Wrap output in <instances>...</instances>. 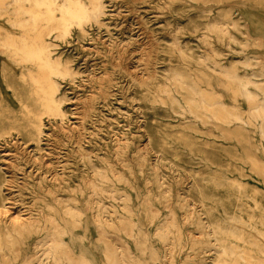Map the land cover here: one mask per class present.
Segmentation results:
<instances>
[{"label": "rangeland", "instance_id": "obj_1", "mask_svg": "<svg viewBox=\"0 0 264 264\" xmlns=\"http://www.w3.org/2000/svg\"><path fill=\"white\" fill-rule=\"evenodd\" d=\"M83 1L88 5L100 1L103 5L101 16L90 17L82 25L83 30L73 25L67 33L70 36L51 29L43 34L50 45V54L53 53L51 57H59L57 60L63 66L68 65L71 71L68 76H53L64 116L45 113L30 76L37 73V67L19 59L0 44V264H263L264 119L249 109L256 103L264 106V0ZM0 7L2 43L7 34L19 35L21 29L15 27V21L23 16L12 0L1 1ZM224 72L232 76L238 74V80L224 76ZM227 77L233 83L227 81ZM245 87L250 97L244 94ZM216 107L234 109L233 112L241 117L229 122L220 116L222 113L218 115L212 111ZM196 109L201 112L197 113ZM203 115L205 119L201 118ZM118 157L120 159H116ZM213 173H217V177ZM230 249L234 253L229 252ZM70 258L73 261L70 262ZM249 259L251 261L247 262Z\"/></svg>", "mask_w": 264, "mask_h": 264}, {"label": "bare ground", "instance_id": "obj_2", "mask_svg": "<svg viewBox=\"0 0 264 264\" xmlns=\"http://www.w3.org/2000/svg\"><path fill=\"white\" fill-rule=\"evenodd\" d=\"M1 1H3V0H0V2ZM6 1V0H5ZM103 1V0H102ZM139 1V0H138ZM155 1V0H154ZM153 1V2H154ZM178 1V0H177ZM182 1V0H181ZM89 2V1H88ZM111 2V1H110ZM132 2V1H131ZM162 2V1H161ZM185 2V1H184ZM198 2V1H197ZM12 3H14L15 4V6H16V8L19 10V11H21V13H22V18H19V19H17L15 22V27H18V28H20L21 29V31H20V33H19V35H6V37L4 38V40L2 41V43H0L1 45H2V47L3 48H6V49H8L9 51H11L12 52V54H14V55H16L17 57H19V59H22L23 61H25L26 63H29V64H31V65H35L36 67H37V73L35 74V75H30L31 76V81L33 82V84H34V87H35V89H36V92H38V96L40 97V101H41V105H42V107H43V109H44V111H45V113L47 114V115H54V116H56V115H58L59 117H61L62 115L64 116V113H63V111L61 110V107L60 106H62L61 105V101H62V99H61V101L59 100V97L57 98V85H56V81H54L53 80V76H63V75H67L68 76V74H70V69L68 68L69 66L67 65V66H63L61 63H60V59H59V57H57V58H55V59H53L52 57H51V54H53V53H51L50 54V49H49V47H50V45H48V43L45 41V39L43 38V34H44V32L47 30V29H51L52 31H57V32H60V33H62V34H67V33H69V31H70V28L74 25H76V26H78L77 28H81L82 29V25L90 18V17H92V16H95V15H97V17L100 15L101 16V12H100V7H101V3H100V1H98L97 3H90L89 5L87 4V3H85L83 0H12ZM133 3V2H132ZM156 3H157V1H156ZM160 3V2H159ZM186 3H187V1H186ZM215 3V2H214ZM221 3V2H220ZM123 4V3H122ZM121 4V5H122ZM146 4V3H145ZM148 4V3H147ZM163 4V3H162ZM120 5V4H119ZM144 5V4H143ZM164 5V4H163ZM9 6H10V4H9ZM136 6H137V4H136ZM159 6H161V5H159ZM173 6V5H172ZM178 6V5H177ZM4 7V6H3ZM2 7V8H3ZM8 7V6H7ZM102 7H103V5H102ZM101 7V8H102ZM121 7V6H120ZM162 7V6H161ZM1 8V7H0ZM115 8H116V6H115ZM148 8V7H147ZM184 8H186V6L184 7ZM189 8H191V7H189ZM106 9V8H105ZM122 9V8H121ZM124 9V8H123ZM139 9V8H138ZM151 9V8H150ZM170 9V8H169ZM1 10V9H0ZM118 10V9H117ZM159 10H160V8H159ZM177 10V9H176ZM13 11H15V10H13ZM119 11H120V9H119ZM124 11V10H123ZM140 11V10H139ZM181 11H183V10H181ZM187 11V10H186ZM217 11V10H216ZM18 11L16 10V13H17ZM116 12V11H115ZM136 12V11H135ZM134 12V13H135ZM180 12V11H179ZM207 12V11H206ZM205 12V13H206ZM173 13V12H172ZM184 13V12H183ZM205 13H203V14H205ZM209 13V12H208ZM18 14V13H17ZM113 14V13H112ZM118 14V13H117ZM117 14H115V16L117 15ZM129 14V13H128ZM164 14V13H163ZM171 14V13H170ZM174 14V13H173ZM200 14V13H199ZM119 15V14H118ZM121 15H123V13L121 14ZM143 15V14H142ZM180 15H182V14H180ZM110 16H111V14H110ZM137 16V15H136ZM199 16V15H198ZM96 17V18H97ZM158 17V16H157ZM209 17V16H208ZM95 18V19H96ZM101 18V17H100ZM120 18V17H119ZM136 18V17H135ZM141 18V17H140ZM180 18V17H179ZM193 18V17H192ZM92 19V18H91ZM93 19H94V17H93ZM94 19V20H95ZM125 19V18H124ZM134 19V18H133ZM142 19V18H141ZM194 19V18H193ZM203 19H204V17H203ZM97 20V19H96ZM197 20V19H196ZM202 20V19H201ZM225 20V19H224ZM5 21V20H4ZM165 21V20H164ZM175 21H176V19H175ZM220 21H222V20H220ZM91 22V21H90ZM90 22H89V24H90ZM99 22V21H98ZM167 22V21H166ZM186 22V21H185ZM189 22V21H188ZM187 22V23H188ZM96 23V22H95ZM94 23V24H95ZM139 23V22H138ZM141 23V22H140ZM178 23V22H177ZM186 23V24H187ZM211 23V22H210ZM213 23H214V21H213ZM225 23V22H224ZM8 24V23H7ZM10 24V23H9ZM13 24V23H12ZM146 24V23H145ZM173 24V23H172ZM179 24V23H178ZM193 24V23H192ZM194 24H196V23H194ZM198 24V23H197ZM221 24V23H220ZM230 24V23H229ZM11 25V24H10ZM182 25V24H181ZM227 25H228V23H227ZM99 26V25H98ZM104 26V25H103ZM125 26V25H124ZM148 26V25H147ZM173 26V25H172ZM202 26V25H201ZM204 26H206V24L204 25ZM209 26V25H208ZM13 27V26H12ZM107 27V26H106ZM168 27V26H167ZM175 27V26H174ZM185 27V26H184ZM187 27V26H186ZM190 27V26H189ZM9 28V27H8ZM109 28V27H108ZM108 28H106V29H108ZM138 28V27H137ZM146 29H147V27H145ZM176 28H177V26H176ZM179 28H181V27H179ZM191 28V27H190ZM192 28H193V26H192ZM17 29V28H16ZM96 29V28H95ZM125 29V28H124ZM183 29V28H182ZM182 29H180V30H182ZM195 29H198L197 27L195 28ZM195 29H194V31H195ZM202 29V28H201ZM83 30V29H82ZM120 30V29H119ZM142 30V29H141ZM144 30V29H143ZM148 30V29H147ZM157 30H159V29H157ZM170 30H171V28H170ZM175 30V29H174ZM178 30V29H177ZM186 30V29H185ZM188 30V29H187ZM216 30V29H215ZM78 31H81V30H78ZM155 31V30H154ZM179 31V30H178ZM205 31V30H204ZM208 31V30H207ZM220 31V30H219ZM228 31V30H227ZM108 32H110V31H108ZM157 32H159V31H157ZM180 32V31H179ZM191 32V31H190ZM59 33V34H60ZM81 33V32H80ZM152 33V32H151ZM192 33V32H191ZM209 33V32H208ZM217 33V32H216ZM226 33V32H225ZM227 33H229V32H227ZM86 34V33H85ZM144 34H145V32H144ZM155 34V33H154ZM153 34V35H154ZM171 34H172V32H171ZM174 34H176V33H174ZM230 34V33H229ZM48 35H49V33H48ZM51 35V34H50ZM67 35H69V34H67ZM76 35V34H75ZM83 35V34H82ZM87 35V34H86ZM156 35V34H155ZM164 35V34H163ZM218 35V34H217ZM57 36V35H56ZM62 36V35H61ZM70 36V35H69ZM68 36V37H69ZM158 36V35H157ZM200 36V35H199ZM219 36V35H218ZM223 35L221 34V37H222ZM47 37V36H46ZM57 37H60V36H57ZM65 37V36H64ZM224 37H226V36H224ZM230 37V36H229ZM232 37V36H231ZM230 37V38H231ZM62 38H63V36H62ZM147 38V37H146ZM145 38V39H146ZM198 38V37H197ZM201 38V37H200ZM227 38V37H226ZM1 39V38H0ZM54 39V38H53ZM56 39V38H55ZM60 39H61V37H60ZM59 39V40H60ZM66 39V38H65ZM143 39V38H142ZM205 39V38H204ZM122 40V39H121ZM199 40V39H198ZM230 40V39H229ZM233 40H235V39H233ZM84 41V40H83ZM111 41V40H110ZM127 41V40H126ZM156 41V40H155ZM161 41V40H160ZM174 41V40H173ZM188 41V40H187ZM186 41V42H187ZM228 41V40H227ZM237 41V40H236ZM122 42V41H121ZM157 42V41H156ZM167 42V41H166ZM170 42V41H169ZM198 42V41H197ZM201 42V41H200ZM126 43V42H125ZM138 43V42H137ZM143 43V42H142ZM163 43H165V42H163ZM171 43V42H170ZM189 43V42H188ZM204 43V42H203ZM202 43V44H203ZM227 43V42H226ZM81 44V43H80ZM122 44V43H121ZM174 44V43H173ZM172 44V45H173ZM193 44H195V43H193ZM222 44V43H221ZM230 44H231V41H230ZM0 45V46H1ZM55 45V44H54ZM118 45V44H117ZM122 45H125V44H122ZM143 45H144V43H143ZM161 45V44H160ZM199 45V44H198ZM80 46V45H79ZM112 46H113V44H112ZM112 46H111V48H112ZM116 46V45H115ZM129 46V45H128ZM145 46V45H144ZM158 46V45H157ZM164 46V45H163ZM166 46V45H165ZM175 46V45H174ZM182 46H184L183 44H182ZM201 46V45H200ZM228 47H229V45H227ZM54 47V46H53ZM56 47H57V45H56ZM59 47V46H58ZM122 47H124V46H122ZM129 47H131V46H129ZM149 47H151V46H149ZM172 47V46H171ZM197 47V46H196ZM110 48V49H111ZM125 48V47H124ZM156 48V47H155ZM159 48V47H158ZM160 48H161V46H160ZM186 48V47H185ZM184 48V49H185ZM188 48V47H187ZM206 48V47H205ZM204 48V49H205ZM2 49V48H1ZM133 49V48H132ZM153 49V48H152ZM190 49H191V47H190ZM70 50V49H69ZM125 50V49H124ZM155 50V49H154ZM164 50V49H163ZM182 50V49H181ZM187 49H185V51H186ZM192 50V49H191ZM218 50V49H217ZM216 50V51H217ZM1 51V50H0ZM102 51V50H101ZM148 51V50H147ZM180 51V50H179ZM193 51V50H192ZM204 51H206V50H204ZM220 51V50H219ZM74 52V51H73ZM114 52V51H113ZM118 52V51H117ZM130 52V51H129ZM142 52H143V50H142ZM146 52V51H145ZM148 52H150V51H148ZM156 52V51H155ZM154 52V53H155ZM158 52V51H157ZM175 52V51H174ZM181 52V51H180ZM188 52V51H187ZM59 53H61V52H59ZM121 53V52H120ZM133 53V52H132ZM160 53V52H159ZM172 53V52H171ZM195 53H197V52H195ZM200 53V52H199ZM208 53V52H207ZM216 53V52H215ZM11 54V55H12ZM63 54V53H62ZM143 54V53H142ZM148 54V53H147ZM178 54H179V52H178ZM182 54V53H181ZM185 54V53H184ZM187 54V53H186ZM185 54V55H186ZM190 54V53H189ZM59 55V54H58ZM72 55V54H71ZM111 55H112V53H111ZM130 55V54H129ZM135 55H136V53H135ZM150 55H152V54H150ZM192 55V54H191ZM195 55V54H194ZM197 55V54H196ZM214 55V54H213ZM1 56V55H0ZM10 56V55H9ZM104 56V55H103ZM154 56H156V54L154 55ZM171 56V55H170ZM184 56V55H183ZM198 56V55H197ZM218 56H220V55H218ZM55 57V56H54ZM68 57V56H67ZM75 57V56H74ZM101 57V56H100ZM112 57V56H111ZM118 57V56H117ZM140 57H141V55H140ZM166 57V56H165ZM174 57H175V55H174ZM199 57H202L201 55H199L198 56V58ZM205 57H206V55H205ZM2 58V57H1ZM11 58V57H10ZM13 58V57H12ZM73 58V57H72ZM139 58V57H138ZM146 58V57H145ZM170 58V57H169ZM196 59H197V57H195ZM57 59H59V60H57ZM67 59V58H66ZM69 59H71V58H69ZM116 59V58H115ZM131 59V58H130ZM150 59V58H149ZM159 59V58H158ZM166 59V58H165ZM183 59V58H182ZM203 59V58H202ZM2 60H5V59H2ZM65 59H63V61H64ZM135 60V59H134ZM137 60V59H136ZM152 60H153V58H152ZM172 60V59H171ZM175 60V59H174ZM198 60V59H197ZM204 60V59H203ZM206 60H207V58H206ZM205 60V61H206ZM14 61V60H13ZM19 61V60H18ZM66 61V60H65ZM68 61V60H67ZM66 61V62H67ZM118 61V60H117ZM116 61V62H117ZM141 61H142V59H141ZM149 61V60H148ZM161 61V60H160ZM166 61V60H165ZM170 61V60H169ZM183 61V60H182ZM196 61V60H195ZM212 61V60H211ZM1 62V61H0ZM90 62V61H89ZM92 62V61H91ZM140 62V61H139ZM143 62V61H142ZM153 62V61H152ZM155 62V61H154ZM194 62V61H193ZM199 62H201V61H199ZM15 63V62H14ZM131 63V62H130ZM147 63H149V62H147ZM155 63H157V61L155 62ZM198 63V62H197ZM203 63V62H202ZM218 63H220V62H218ZM9 64V63H8ZM73 64V63H72ZM87 64V63H86ZM134 64V63H133ZM137 64V63H136ZM141 64V63H140ZM174 64V63H173ZM172 64V65H173ZM204 64V63H203ZM230 64V63H229ZM65 65V64H64ZM78 65V64H77ZM96 65V64H95ZM114 65V64H113ZM131 65V64H130ZM163 65V64H162ZM233 65V64H232ZM101 66V65H100ZM141 66V65H140ZM157 66V65H156ZM80 67V66H79ZM78 67V68H79ZM98 67V66H97ZM117 68H118V66H116ZM116 67H114V68H116ZM120 67V66H119ZM154 67V66H153ZM209 67V66H208ZM218 67V66H217ZM226 67V66H225ZM230 67V66H229ZM74 68V67H73ZM77 68V69H78ZM95 68H96V66H95ZM99 68V67H98ZM104 68H106L105 66H104ZM113 68V67H112ZM122 68V67H121ZM143 68V67H142ZM205 68H207V67H205ZM214 68V67H213ZM232 67H230L229 69H231ZM17 69V68H16ZM23 69V68H22ZM103 69V68H102ZM119 69V68H118ZM129 69V68H128ZM150 69V68H149ZM155 69V68H154ZM159 69V68H158ZM162 69V68H161ZM208 69V68H207ZM216 69V68H215ZM220 69V68H219ZM218 69V71H221V70H219ZM76 70V69H75ZM189 70V69H188ZM195 70H197V68L195 69ZM213 70V69H212ZM211 70V71H212ZM217 70V69H216ZM223 70V69H222ZM233 70V72H234V68L232 69ZM238 70V69H237ZM81 71V70H80ZM123 71H125L124 69H123ZM156 71V70H155ZM168 71H170V70H168ZM174 71L176 72V70L174 69ZM5 72V71H4ZM17 72V71H16ZM75 72V71H74ZM103 72V71H102ZM113 72V71H112ZM150 72V71H149ZM157 72V71H156ZM155 72V73H156ZM229 72V71H228ZM237 72V71H236ZM21 73V72H20ZM76 73V72H75ZM94 73V72H93ZM96 73V72H95ZM114 73V72H113ZM117 73V72H116ZM145 73V72H144ZM160 73V72H159ZM158 73V74H159ZM169 73V72H168ZM172 73H173V71H172ZM217 73V72H216ZM225 73V72H224ZM85 74V73H84ZM102 74V73H101ZM106 74V73H105ZM140 74V73H139ZM166 74V73H165ZM218 74V73H217ZM226 75H224V76H232V75H230V74H228L227 72L225 73ZM71 75V74H70ZM73 75V74H72ZM90 75V74H89ZM97 75V74H96ZM115 75V74H114ZM145 75V74H144ZM157 75V74H156ZM175 75V74H174ZM221 75H223V73L221 74ZM234 75V74H233ZM238 75V74H237ZM236 75V76H237ZM3 76H5V75H3ZM22 76V75H21ZM107 76V75H106ZM117 76V75H116ZM119 76V75H118ZM126 76V75H125ZM140 76V75H139ZM155 76V75H154ZM153 76V77H154ZM159 76V75H158ZM163 75H161V77H162ZM218 76V75H217ZM236 76H232V77H230L232 80L233 79H236V80H238V77H236ZM244 75H242V77H243ZM121 77V76H120ZM151 77V76H150ZM149 77V78H150ZM155 77H157V76H155ZM181 77V76H180ZM184 77H185V75H184ZM195 77V76H194ZM234 77V78H233ZM20 78V77H19ZM23 78V77H22ZM24 78L26 79V77H25V75H24ZM59 78H61V77H59ZM66 78V77H65ZM111 78V77H110ZM148 78V79H149ZM212 78V77H211ZM225 78V77H224ZM228 79V77L226 78V80L228 81V80H230V82H232V80L231 79ZM245 78V77H244ZM249 78V77H248ZM21 79V78H20ZM128 79V78H127ZM144 79H146V78H144ZM151 79H152V77H151ZM180 79V78H179ZM196 79V78H195ZM239 79H240V76H239ZM22 80V79H21ZM112 80V79H111ZM133 80V79H132ZM155 80V79H154ZM183 80V79H182ZM201 80V79H200ZM241 80V79H240ZM239 80V81H240ZM245 80V79H244ZM250 80V79H249ZM62 81V80H61ZM134 81V80H133ZM161 81V80H160ZM185 81V80H184ZM197 81V80H196ZM238 81V82H239ZM6 82V81H5ZM74 82V81H73ZM119 82V81H118ZM148 82V81H147ZM152 82V81H151ZM163 82V81H162ZM167 82V81H166ZM173 82H175V81H173ZM178 81H177V77H176V82L175 83H177ZM237 82V81H236ZM237 82V83H238ZM243 82V81H242ZM260 82V81H259ZM4 83V82H3ZM58 83V82H57ZM153 83V82H152ZM154 83H156V82H154ZM181 83H183V82H181ZM194 83V82H193ZM202 83H203V81H202ZM206 83V82H205ZM233 83V82H232ZM231 83V84H232ZM257 83V82H256ZM25 84V83H24ZM73 84V83H72ZM77 84V83H76ZM174 84V83H173ZM172 84V85H173ZM178 84V83H177ZM196 84V83H195ZM243 84V83H242ZM252 84H254L253 82H252ZM96 85V84H95ZM112 85V84H111ZM136 85V84H135ZM141 85V84H140ZM160 85V84H159ZM162 85V84H161ZM176 85V84H175ZM182 85V84H181ZM183 85H184V83H183ZM262 85V84H261ZM82 86V85H81ZM98 86V85H97ZM113 86V85H112ZM133 86H134V83H133ZM142 86V85H141ZM140 86V87H141ZM144 86L147 88V86L144 84ZM177 86V85H176ZM210 86V85H209ZM229 86V85H228ZM233 86V85H232ZM232 86H231V88H232ZM235 86H237V85H235ZM79 87V86H78ZM239 87V86H238ZM241 87H244V84H243V86H241ZM149 88V87H148ZM163 88V87H162ZM181 88V87H180ZM197 88V87H196ZM199 88V87H198ZM98 89V88H97ZM174 89V88H173ZM177 89V88H176ZM228 89H229V87H228ZM239 89L241 90V88L239 87ZM263 89V88H262ZM66 90V89H65ZM138 90V89H137ZM169 90H171V89H169ZM180 90V89H179ZM182 90V89H181ZM192 90H194L193 88H192ZM203 90H205V89H203ZM226 90V89H225ZM12 91V90H11ZM10 91V92H11ZM64 91V90H63ZM152 91V90H151ZM260 91H262L261 89H260ZM110 92V91H109ZM133 92V91H132ZM137 92V91H136ZM153 92V91H152ZM194 92V91H193ZM196 92V91H195ZM202 92V91H201ZM244 94H246L248 97H250V95H251V93L246 89V87L244 88ZM125 93V92H124ZM154 93V92H153ZM160 93V92H159ZM178 93V92H177ZM176 93V94H177ZM198 93V92H197ZM203 93V92H202ZM231 93H232V91H231ZM263 93V92H262ZM64 94V93H63ZM79 94V93H78ZM113 94H114V91H113ZM171 94V93H170ZM169 94V95H170ZM141 95V94H140ZM140 95H138L139 97H141ZM181 95V94H180ZM245 95V96H246ZM115 96V95H114ZM143 96V95H142ZM152 96V95H151ZM171 96V95H170ZM183 96V95H182ZM186 96V95H185ZM184 96V97H185ZM154 97H156V96H154ZM167 97H169V96H167ZM62 98V97H61ZM69 98V97H68ZM82 98V97H81ZM102 98V97H101ZM143 98V97H142ZM146 98V97H145ZM210 98V97H209ZM98 99H99V97H98ZM147 99V98H146ZM149 99V98H148ZM171 99V98H170ZM169 99V101H171ZM199 99H200V96H199ZM201 99H203V97L201 98ZM15 100H16V98H15ZM101 100V99H100ZM141 100V99H140ZM172 100H173V98H172ZM193 100V99H192ZM191 100V101H192ZM205 100V99H204ZM235 100V99H234ZM256 100H257V98H256ZM72 101V100H71ZM97 101V100H96ZM103 101V100H102ZM105 101H106V99H105ZM109 101V100H108ZM107 101V102H108ZM143 101V100H142ZM149 101H150V99H149ZM164 101V100H163ZM190 101V102H191ZM194 101H196L195 99H194ZM194 101H193V103H194ZM202 101V100H201ZM209 101V100H208ZM215 101V100H214ZM65 102V101H64ZM111 102V101H110ZM113 102V101H112ZM166 101H164V103H165ZM187 102H188V100H187ZM206 102V101H205ZM205 102H203V103H205ZM92 103V102H91ZM143 103H145V102H143ZM149 103V102H148ZM185 103V102H184ZM192 103V104H193ZM200 103H202V102H200ZM207 103V102H206ZM98 104V103H97ZM108 104H109V102H108ZM146 104V103H145ZM174 104H175V101H174ZM186 104H188V103H186ZM185 104V105H186ZM190 104V103H189ZM195 104H197V103H195ZM209 104V103H208ZM207 104V105H208ZM214 104H218V103H214ZM96 105V104H95ZM139 105H141V104H139ZM173 105V104H172ZM198 105V104H197ZM196 105V106H197ZM203 105V104H202ZM221 105V104H220ZM76 106V105H75ZM150 106V105H149ZM169 106H171V105H169ZM175 106V105H174ZM193 106H194V104H193ZM205 106V105H204ZM209 106V105H208ZM211 107H212V105H210ZM209 106V107H210ZM214 106V105H213ZM218 106V105H217ZM222 106V105H221ZM23 107V106H22ZM158 107V106H157ZM182 107V106H181ZM200 107V106H199ZM198 107V109H200ZM209 107H207V108H209ZM210 107V108H211ZM264 107V106H263ZM260 104H257L256 103V105H254V106H252L249 110H250V112L252 113V114H256V115H259V116H261L263 119H264V108H263ZM25 109V111H26V107H24ZM94 108V107H93ZM174 108V107H173ZM180 108V107H179ZM188 108V107H187ZM191 108V107H190ZM193 108V107H192ZM204 108V107H203ZM206 108V107H205ZM66 109V108H65ZM144 109V108H143ZM156 109V108H155ZM159 109V108H158ZM193 109H195V108H193ZM214 109V108H213ZM95 110V109H94ZM93 110V111H94ZM163 110H165V109H163ZM162 110V111H163ZM167 110V109H166ZM170 110V109H169ZM174 110V109H173ZM180 110H183L182 108H180ZM197 110V109H196ZM204 110V109H203ZM212 110V109H211ZM66 111V110H65ZM97 111V110H96ZM99 111V110H98ZM172 111V110H171ZM175 111H177L176 109H175ZM193 110H191L190 112H192ZM212 111H214V112H216L218 115L220 114V113H222V115H220L224 120H229V122L230 121H237V120H239L240 119V117H239V115L236 113V112H233L234 111V109L233 110H227L226 108H224V107H216L215 108V110H212ZM71 112V111H70ZM163 112H165V111H163ZM198 112H201V111H198L197 110V113ZM207 112V111H206ZM95 113V112H94ZM99 113V112H98ZM145 113V112H144ZM157 113V112H156ZM173 113V112H172ZM179 113V112H178ZM177 113V114H178ZM187 113V112H186ZM193 113V112H192ZM194 113H196V112H194ZM193 113V114H194ZM213 113V112H212ZM43 114V113H42ZM87 114V113H86ZM152 114V113H151ZM158 114V113H157ZM156 114V115H157ZM166 114V113H165ZM192 114V115H193ZM200 115H201V113H199ZM210 114V113H209ZM215 115L216 117H218V115ZM70 115V114H69ZM99 115V114H98ZM194 115H196V114H194ZM53 116V117H54ZM89 116V115H88ZM101 116V115H100ZM161 116V115H160ZM164 116V115H163ZM180 116H181V114H180ZM213 116V115H212ZM250 116V115H249ZM36 117V116H35ZM39 117V116H38ZM41 118H42V116H40ZM39 117V118H40ZM51 117V116H50ZM52 117V118H53ZM66 117H67V115H66ZM95 117V116H94ZM102 117V116H101ZM184 117V116H183ZM196 117H199V116H196ZM207 117V116H206ZM216 117H215V119H216ZM251 117V116H250ZM56 118V117H55ZM86 118H87V116H86ZM85 118V119H86ZM201 118H204L205 119V115H203V117H201ZM222 118H220V119H222ZM47 119V118H46ZM54 119V118H53ZM89 119V118H88ZM102 119V118H101ZM198 119V118H197ZM208 119V118H207ZM258 119H259V117H258ZM60 120V119H59ZM64 120V119H63ZM153 120V119H152ZM185 120V119H184ZM186 120H188V119H186ZM185 120V121H186ZM200 120V119H199ZM211 120V119H210ZM42 121V120H41ZM69 121V120H68ZM151 121V120H150ZM157 121H159V120H157ZM61 122H62V120H61ZM93 122V121H92ZM148 122V121H147ZM156 122V121H155ZM182 122V121H181ZM181 122H179V123H181ZM202 122V121H201ZM221 122V121H220ZM261 122V121H260ZM60 123V122H59ZM164 123V122H163ZM168 123V122H167ZM223 124L225 123V122H222ZM228 123V122H227ZM83 124V123H82ZM111 124V123H110ZM186 124V123H185ZM191 124V123H190ZM189 124V125H190ZM197 124V123H196ZM201 124V123H200ZM53 125V124H52ZM94 125V124H93ZM148 125V124H147ZM146 125V126H147ZM84 126V125H83ZM119 126V125H118ZM186 126V125H185ZM184 126V127H185ZM228 126H229V124H228ZM43 127V126H42ZM46 127V126H45ZM104 127V126H103ZM129 127H130V125H129ZM159 127V126H158ZM182 127V126H181ZM195 127V126H194ZM147 128V127H146ZM165 128H166V126H165ZM173 128H174V126H173ZM188 128V127H187ZM190 128V127H189ZM188 128V129H189ZM119 129V128H118ZM176 129H178L177 127H176ZM182 129V128H181ZM89 130V129H88ZM92 130V129H91ZM102 130V129H101ZM127 130V129H126ZM130 130V129H129ZM146 130V129H145ZM189 130H191V129H189ZM12 131V130H11ZM98 131V130H97ZM96 131V132H97ZM161 131V130H160ZM171 131V130H170ZM193 131H194V129H193ZM196 131V130H195ZM102 132V131H101ZM162 132V131H161ZM237 132V131H236ZM10 133H12V132H10ZM127 133H129V132H127ZM195 133V132H194ZM193 133V134H194ZM222 133V132H221ZM42 134V133H41ZM40 134V135H41ZM85 134V133H84ZM97 134V133H96ZM163 134V133H162ZM166 134V133H165ZM169 134H170V132H169ZM18 135V134H17ZM47 135V134H46ZM95 135V134H94ZM94 135H92V136H94ZM104 135V134H103ZM120 135V134H119ZM147 135V134H146ZM7 136V135H6ZM69 136V135H68ZM97 136V135H96ZM105 136V135H104ZM117 136V135H116ZM123 136V135H122ZM132 136V135H131ZM148 136V135H147ZM180 136V135H179ZM213 136V135H212ZM211 136V137H212ZM21 137V136H20ZM82 137V136H81ZM121 137V136H120ZM130 137V136H129ZM188 137V136H187ZM84 138V137H83ZM94 138H95V136H94ZM125 138V137H124ZM148 138V137H147ZM227 138V137H226ZM39 139V138H38ZM101 139V138H100ZM112 139V138H111ZM116 139V138H115ZM128 139H130V138H128ZM149 139H150V137H149ZM173 139V138H172ZM177 139H178V137H177ZM176 139V140H177ZM186 139H188V138H186ZM196 139V138H195ZM194 139V140H195ZM199 139V138H198ZM13 140V139H12ZM64 140V139H63ZM68 140V139H67ZM105 140V139H104ZM108 140V139H107ZM151 140V139H150ZM264 140V139H263ZM6 141V140H5ZM19 142H20V140H18ZM69 141V140H68ZM67 141V142H68ZM100 141V140H99ZM98 141V142H99ZM101 141H103V140H101ZM131 141V140H130ZM144 141V140H143ZM178 141H179V139H178ZM182 141V140H181ZM180 141V142H181ZM193 141V140H192ZM205 141V140H204ZM22 142V141H21ZM41 142V141H40ZM82 142V141H81ZM93 142V141H92ZM97 142V143H98ZM117 142V141H116ZM147 142V141H146ZM173 142V141H172ZM183 142V141H182ZM185 142H186V140H185ZM206 142V141H205ZM7 143V142H6ZM28 143V142H27ZM66 143V142H65ZM89 143V142H88ZM88 143H86V144H88ZM100 143V142H99ZM102 143V142H101ZM106 143V142H105ZM175 143V142H174ZM194 143V142H193ZM119 144V143H118ZM124 144V143H123ZM145 144V143H144ZM182 144V143H181ZM189 144V143H188ZM215 144V143H214ZM25 145V144H24ZM23 145V146H24ZM40 145V144H39ZM97 145V144H96ZM168 145H170V144H168ZM179 145V144H178ZM177 145V146H178ZM187 145V144H186ZM190 145V144H189ZM188 145V146H189ZM196 145V144H195ZM198 145V144H197ZM99 146V145H98ZM134 146V145H133ZM5 147V146H4ZM139 147V146H138ZM142 147V146H141ZM165 147H166V145H165ZM168 147V146H167ZM182 147V146H181ZM183 147H184V145H183ZM187 147V146H186ZM195 146H193V148H194ZM209 147V146H208ZM86 148V147H85ZM103 148V147H102ZM121 148V147H120ZM146 147H144V149H145ZM170 148H172V147H170ZM169 148V149H170ZM185 148V147H184ZM204 148H207V147H204ZM125 149V148H124ZM141 149V148H140ZM140 149H138L139 151H140ZM154 149V148H153ZM161 149V148H160ZM167 149V148H166ZM165 149V150H166ZM173 149V148H172ZM175 149V148H174ZM46 150V149H45ZM44 150V151H45ZM77 150V149H76ZM81 150V149H80ZM128 150V149H127ZM134 150V149H133ZM148 150V149H147ZM163 150V149H162ZM161 150V151H162ZM188 150V149H187ZM58 151V150H57ZM96 151H97V149H96ZM116 151V150H115ZM114 151V152H115ZM117 151H118V148H117ZM120 151H121V149H120ZM135 151H136V149H135ZM141 151H143V150H141ZM68 152V151H67ZM102 152V151H101ZM114 152H112V153H114ZM125 152V151H124ZM137 152V151H136ZM151 152H153V150L151 151ZM157 152V151H156ZM164 152V151H163ZM171 152V151H170ZM180 152V151H179ZM182 152V151H181ZM193 152V151H192ZM199 152V151H198ZM33 153V152H32ZM108 153H110V152H108ZM149 153V152H148ZM158 153V152H157ZM166 153H167V151H166ZM172 153V152H171ZM186 153V152H185ZM197 153V152H196ZM118 154H119V152H118ZM128 154H129V152H128ZM132 154V153H131ZM142 154V153H141ZM150 154H152V153H150ZM149 154V155H150ZM160 154H162V153H160ZM195 154V153H194ZM23 155V154H22ZM117 155V154H116ZM124 155H126V154H124ZM143 155V154H142ZM158 155V154H157ZM162 155H164V154H162ZM173 155V154H172ZM188 155V154H187ZM200 155V154H199ZM19 156V155H18ZM97 156H98V154H97ZM137 156V155H136ZM144 156H147V155H144ZM159 156V155H158ZM230 156V155H229ZM228 156V157H229ZM35 157H36V155H35ZM95 157V156H94ZM127 157V156H126ZM129 157V156H128ZM149 157V156H148ZM190 157V156H189ZM23 158V157H22ZM59 158V157H58ZM89 158V157H88ZM91 158V157H90ZM90 158L88 159V160H90ZM140 158V157H139ZM144 158H146V157H144ZM159 158V157H158ZM170 158V157H169ZM177 158V157H176ZM175 158V159H176ZM183 158V157H182ZM199 158V157H198ZM21 159V158H20ZM44 159V158H43ZM96 159V158H95ZM106 159V158H105ZM116 159H120L119 157L118 158H116ZM180 159H181V157H180ZM205 159V158H204ZM208 159V158H207ZM236 159V158H235ZM25 160V159H24ZM81 160V159H80ZM83 160V159H82ZM142 160V159H141ZM140 160V161H141ZM157 160V159H156ZM209 160V159H208ZM117 161V160H116ZM154 161V160H153ZM162 161V160H161ZM183 161V160H182ZM194 161V160H193ZM207 161V160H206ZM32 162V161H31ZM82 162V161H81ZM84 162V161H83ZM100 162V161H99ZM173 162V161H172ZM190 162V161H189ZM189 162H187V163H189ZM192 162V161H191ZM197 162V161H196ZM208 162H211V161H208ZM72 163V162H71ZM139 163V162H138ZM166 163V162H165ZM178 163H180V162H178ZM194 163V162H193ZM40 164V163H39ZM85 164V163H84ZM151 164V163H150ZM172 164V163H171ZM186 164V163H185ZM190 164V163H189ZM29 165V164H28ZM82 165V164H81ZM104 165V164H103ZM137 165V164H136ZM139 165V164H138ZM137 165V166H138ZM163 165V164H162ZM188 165V164H187ZM195 165V164H194ZM200 165V164H199ZM213 165V164H212ZM85 166V165H84ZM141 166V165H140ZM145 166H146V163H145ZM156 166V165H155ZM154 166V167H155ZM160 166V165H159ZM167 166V165H166ZM181 166V165H180ZM192 166V165H191ZM4 167V166H3ZM12 167H14V166H12ZM32 167V166H31ZM34 167V166H33ZM37 167V166H36ZM83 167V166H82ZM88 167H89V165H88ZM120 167H121V165H120ZM123 167V166H122ZM162 167V166H161ZM184 167V166H183ZM205 167V166H204ZM208 166H206V168H207ZM80 168V167H79ZM84 168V167H83ZM135 168V167H134ZM164 168V167H163ZM167 168V167H166ZM186 168V167H185ZM229 169H230V167H228ZM68 169V168H67ZM74 169V168H73ZM90 169H92L91 168V166H90ZM139 169V168H138ZM208 169V168H207ZM7 170V169H6ZM10 170V169H9ZM14 170V169H13ZM54 170V169H53ZM79 170V169H78ZM81 170H82V168H81ZM128 170V169H127ZM162 170V169H161ZM203 170V169H202ZM228 170V169H227ZM227 170L225 169V171L227 172ZM27 171V170H26ZM42 171V170H41ZM46 171V170H45ZM69 171H71V170H69ZM112 171V170H111ZM114 171V170H113ZM187 171H189L188 169H187ZM199 171V170H198ZM201 171V170H200ZM215 171V170H214ZM11 172V171H10ZM29 172V171H28ZM44 172V171H43ZM54 172V171H53ZM57 172V171H56ZM125 172V171H124ZM196 172V171H195ZM209 172V171H208ZM3 173V172H2ZM86 173V172H85ZM84 173V174H85ZM114 173V172H113ZM215 173V172H214ZM213 173V174H214ZM218 173V172H217ZM216 173V174H217ZM221 173V172H220ZM263 173V172H262ZM4 174V173H3ZM29 174V173H28ZM80 174V173H79ZM78 174V175H79ZM83 174V173H82ZM87 174V173H86ZM86 174L85 175H83V176H86ZM110 174V173H109ZM125 174V173H124ZM180 174V173H179ZM188 174V173H187ZM204 174V173H203ZM207 174V173H206ZM216 174H214V176L216 175ZM205 175V174H204ZM241 175V174H240ZM5 176V175H4ZM9 176V175H8ZM69 176V175H68ZM100 176V175H99ZM110 176H111V174H110ZM130 176V175H129ZM133 176V175H132ZM199 176V175H198ZM201 176H202V174H201ZM213 176V175H212ZM35 177V176H34ZM70 177V176H69ZM88 177V176H87ZM131 177V176H130ZM215 177H217V176H215ZM84 178H86V177H84ZM105 178V177H104ZM113 178V177H112ZM163 178V177H162ZM205 178V177H204ZM213 178V177H212ZM211 178V179H212ZM223 178V177H222ZM54 179V178H53ZM57 179V178H56ZM62 179V178H61ZM98 179H100V177L98 178ZM139 179V178H138ZM138 179H137V181H138ZM164 179V178H163ZM196 179V178H195ZM210 179V180H211ZM218 179V178H217ZM220 179H221V177H220ZM219 179V180H220ZM224 179V178H223ZM64 180H66V179H64ZM74 180V179H73ZM101 180H103V179H101ZM126 180V179H125ZM162 180V179H161ZM166 180V179H165ZM174 180H176V179H174ZM178 180H180V178L178 179ZM178 180H176V181H178ZM202 180V179H201ZM231 180H233V178L231 179ZM236 180V179H235ZM47 181H48V179H47ZM67 181V180H66ZM117 181V180H116ZM181 181V180H180ZM179 181V182H180ZM214 181H216V180H214ZM234 181V180H233ZM72 182V181H71ZM85 182H87V181H85ZM105 182V181H104ZM107 182V181H106ZM109 182V181H108ZM126 182V181H125ZM140 182V181H139ZM203 182V181H202ZM208 182V181H207ZM221 182V181H220ZM236 182H238V181H236ZM46 183V182H45ZM166 183V182H165ZM174 183V182H173ZM194 183V182H193ZM239 183V182H238ZM242 183V182H241ZM6 184V183H5ZM51 184H52V182H51ZM66 184V183H65ZM71 184V183H70ZM74 184V183H73ZM101 184V183H100ZM108 184V183H107ZM126 184V183H125ZM129 184H130V182H129ZM203 184V183H202ZM202 184H200V185H202ZM208 184V183H207ZM212 184H215V183H212ZM221 184V183H220ZM228 184V183H227ZM232 184V183H231ZM240 184V183H239ZM238 184V185H239ZM59 185V184H58ZM62 185V184H61ZM93 185V184H92ZM143 185V184H142ZM166 185V184H165ZM169 185V184H168ZM223 185V184H222ZM64 186H66V185H64ZM88 185H86V187H87ZM175 186V185H174ZM204 186V185H203ZM228 186H230V185H228ZM242 186V185H241ZM240 186V187H241ZM60 187V186H59ZM85 187V188H86ZM101 187V186H100ZM176 187H177V185H176ZM198 187V186H197ZM196 187V188H197ZM206 187V186H205ZM220 187V186H219ZM225 187V186H224ZM14 188V187H13ZM70 188H72V187H70ZM81 188V187H80ZM88 188H90V186L88 187ZM218 188V187H217ZM223 188V187H222ZM237 188V187H236ZM236 188H234V189H236ZM242 188H245V187H242ZM28 189V188H27ZM69 189V188H68ZM96 189H98V188H96ZM172 189V188H171ZM182 189H183V187H182ZM233 189V190H234ZM238 189V188H237ZM236 189V190H237ZM1 190V189H0ZM87 190H89V189H87ZM91 190V189H90ZM94 190V189H93ZM105 190V189H104ZM110 190V189H109ZM140 190V189H139ZM205 190V189H204ZM235 190V191H236ZM5 191V190H4ZM24 191V190H23ZM96 191V190H95ZM99 192H100V189L98 190ZM108 191V190H107ZM172 191V190H171ZM170 191V192H171ZM186 191V190H185ZM245 191V190H244ZM25 192V191H24ZM23 192V193H24ZM40 192V191H39ZM70 192V191H69ZM80 192H82V189H81V191ZM117 192V191H116ZM166 192V191H165ZM168 192V191H167ZM181 192V191H180ZM184 192V191H183ZM202 192V191H201ZM241 192V191H240ZM243 192V191H242ZM247 192V191H246ZM27 193V192H26ZM49 193V192H48ZM109 193V192H108ZM172 193V192H171ZM175 193H176V191H175ZM177 193H179L178 191H177ZM182 193V192H181ZM193 193V192H192ZM212 193V192H211ZM210 193V194H211ZM25 194V193H24ZM46 194V193H45ZM95 194V193H94ZM97 194V193H96ZM95 194V195H96ZM111 194V193H110ZM183 194V193H182ZM196 194V193H195ZM198 194V193H197ZM203 194V193H202ZM207 194V193H206ZM209 194V193H208ZM27 195V194H26ZM56 195V194H55ZM54 195V196H55ZM75 195V194H74ZM105 195V194H104ZM104 195H103V197H104ZM135 195V194H134ZM158 195V194H157ZM170 195V194H169ZM200 195V194H199ZM214 195V194H213ZM227 195V194H226ZM240 195V194H239ZM0 196H2V195H0ZM24 196V195H23ZM82 196H83V194H82ZM113 196H115V195H113ZM156 196V195H155ZM181 196V195H180ZM248 196H249V194H248ZM80 197H81V195H80ZM88 197V196H87ZM93 197V196H92ZM135 197V196H134ZM208 197H210L209 195H208ZM212 197V196H211ZM213 197H215V196H213ZM226 197V196H225ZM233 197V196H232ZM235 197V196H234ZM4 198V197H3ZM57 198V197H56ZM96 198H98V197H96ZM109 198V197H108ZM120 198H121V196H120ZM127 198V197H126ZM174 198H176V197H174ZM180 198V197H179ZM184 198V197H183ZM188 198V197H187ZM196 198V197H195ZM216 198V197H215ZM239 198V197H238ZM238 198H237V200H238ZM20 199V198H19ZM72 199V198H71ZM87 199V198H86ZM89 199H90V197H89ZM94 199H95V197H94ZM107 199V198H106ZM115 199H116V197H115ZM123 199H125V198H123ZM148 199V198H147ZM191 199V198H190ZM190 199H188V200H190ZM201 199H203V198H201ZM226 199V198H225ZM229 199V198H228ZM251 199V198H250ZM254 199V198H253ZM3 200V199H2ZM48 200V199H47ZM51 200V199H50ZM65 200V199H64ZM73 200H75V199H73ZM99 200V199H98ZM119 200V199H118ZM204 200V199H203ZM212 200V199H211ZM236 200V199H235ZM124 201V200H123ZM214 201V200H213ZM230 201V200H229ZM251 201H252V199H251ZM28 202V201H27ZM26 202V203H27ZM72 202V201H71ZM114 202V201H113ZM188 202V201H187ZM253 202V201H252ZM2 203V202H1ZM25 203V204H26ZM96 203V202H95ZM120 203V202H119ZM125 203V202H124ZM127 203V202H126ZM125 203V204H126ZM160 203V202H159ZM174 203H176L175 201H174ZM185 203V202H184ZM215 203V202H214ZM237 203H239V202H237ZM256 203V202H255ZM259 203V202H258ZM257 203V204H258ZM24 204V205H25ZM122 204V203H121ZM202 204V203H201ZM200 204V205H201ZM260 204V203H259ZM259 204H258V206H259ZM67 205H69V204H67ZM92 205V204H91ZM97 205H99L98 203H97ZM101 205V204H100ZM109 205V204H108ZM188 205V204H187ZM215 205V204H214ZM218 205H220V204H218ZM239 205V204H238ZM242 205V204H241ZM4 206H5V204H4ZM15 206V205H14ZM59 206V205H58ZM74 206V205H73ZM88 206V205H87ZM106 206V205H105ZM104 206V207H105ZM110 206V205H109ZM119 206V205H118ZM159 206V205H158ZM170 206V205H169ZM192 206V205H191ZM217 206V205H216ZM255 206V205H254ZM34 207V206H33ZM98 207V209H99V206H97ZM115 207V206H114ZM222 207H223V205H222ZM222 207H221V209H222ZM239 207V206H238ZM237 207V208H238ZM32 208V207H31ZM87 208V207H86ZM103 208V207H102ZM109 208V207H108ZM120 208V207H119ZM166 208V207H165ZM191 208V207H190ZM241 207H239V209H240ZM242 208H243V206H242ZM213 209V208H212ZM238 209V210H239ZM249 209H250V207H249ZM264 209V208H263ZM62 210H64V208L62 209ZM77 210V209H76ZM103 210V209H102ZM113 210V209H112ZM169 210H171V208L169 209ZM193 210V209H192ZM210 210V209H209ZM248 210V209H247ZM15 211V210H14ZM47 211H48V209H47ZM70 211H72V210H70ZM95 211V210H94ZM120 211H122V210H120ZM191 211V210H190ZM211 211V210H210ZM73 212V211H72ZM109 212V211H108ZM131 212V211H130ZM141 212V211H140ZM1 213V212H0ZM42 213V212H41ZM147 213V212H146ZM45 214V213H44ZM74 214V213H73ZM140 214V213H139ZM143 214V213H142ZM150 214V213H149ZM169 214V213H168ZM184 214V213H183ZM190 214H192L191 212H190ZM218 214V213H217ZM220 214V213H219ZM233 214V213H232ZM95 215H96V213H95ZM116 215V214H115ZM115 215H114V217H115ZM141 215V214H140ZM144 215V214H143ZM152 216L154 215V214H151ZM160 215V214H159ZM224 215V214H223ZM230 215V214H229ZM234 215H235V213H234ZM32 216V215H31ZM30 216V217H31ZM94 216V215H93ZM119 216V215H118ZM120 216H122V215H120ZM147 215H145V217H146ZM191 216V215H190ZM251 216V215H250ZM110 217V216H109ZM180 217H182V216H180ZM231 217V216H230ZM232 217H234V216H232ZM235 217H236V215H235ZM249 217V216H248ZM252 217V216H251ZM254 217V216H253ZM252 217V218H253ZM256 217V216H255ZM1 218V217H0ZM14 218V217H13ZM106 218V217H105ZM108 218V217H107ZM111 218V217H110ZM171 218V217H170ZM185 218V217H184ZM210 218V217H209ZM240 217H237V219H239ZM242 218V217H241ZM240 218V219H241ZM250 218V217H249ZM3 219V218H2ZM97 219V218H96ZM109 219V218H108ZM118 219V218H117ZM121 219V218H120ZM123 219H124V217H123ZM146 219H148V218H146ZM152 219L153 218H151V221H152ZM251 219V218H250ZM256 219V218H255ZM11 220V219H10ZM34 220V219H33ZM93 220V219H92ZM116 220V219H115ZM230 220V219H229ZM232 220V219H231ZM243 220V219H242ZM254 220V219H253ZM252 220V221H253ZM258 220V219H257ZM111 221V220H110ZM148 221V220H147ZM169 221V220H168ZM250 221V220H249ZM255 221V220H254ZM1 222V221H0ZM14 222V221H13ZM22 222V221H21ZM72 222V221H71ZM127 222V221H126ZM129 222V221H128ZM215 222V221H214ZM19 223V222H18ZM114 223V222H113ZM149 223H151V222H149ZM216 223V222H215ZM224 223V222H223ZM240 223V222H239ZM250 223V222H249ZM14 224V223H13ZM174 224V223H173ZM243 224H245V223H243ZM260 224H261V222H260ZM263 224V223H262ZM261 224V225H262ZM7 225V224H6ZM43 225H44V223H43ZM75 225V224H74ZM105 225V224H104ZM129 225V224H128ZM202 225V224H201ZM200 225V226H201ZM218 225H220V224H218ZM254 225H255V223H254ZM45 226V225H44ZM44 226H43V228H44ZM96 226V225H95ZM166 226V225H165ZM169 226V225H168ZM263 226V225H262ZM37 227V226H36ZM77 227V226H76ZM124 227V226H123ZM125 227H126V225H125ZM131 227V226H130ZM209 227V226H208ZM216 227H217V225H216ZM215 227V228H216ZM250 227H251V224H250ZM107 228V227H106ZM160 228V227H159ZM220 228V227H219ZM226 228V227H225ZM224 228V229H225ZM255 228V227H254ZM257 228V227H256ZM255 228V229H256ZM109 229V228H108ZM116 229H117V227H116ZM124 229V228H123ZM162 229V228H161ZM213 229V228H212ZM227 229H229V227L227 228ZM226 229V230H227ZM253 229V228H252ZM122 230V229H121ZM232 230V229H231ZM254 230V229H253ZM180 231V230H179ZM218 232V231H217ZM221 232H223V229L221 230ZM229 232H231V231H229ZM235 232V231H234ZM237 232H238V230H237ZM260 232V231H259ZM157 233V232H156ZM181 233V232H180ZM187 233V232H186ZM242 233V232H241ZM264 233V232H263ZM228 234V233H227ZM230 234V233H229ZM228 234V235H229ZM231 234H233V233H231ZM259 234V233H258ZM54 235V234H53ZM194 235H195V233H194ZM210 235V234H209ZM242 235V234H241ZM240 234H239V236H241ZM264 235V234H263ZM51 236H52V234H51ZM236 236V235H235ZM237 236H238V234H237ZM236 236V237H237ZM218 237V236H217ZM220 237V236H219ZM223 237V236H222ZM226 237H227V235H226ZM229 237V236H228ZM132 238V237H131ZM146 238V237H145ZM204 238V237H203ZM231 238L233 239L234 237H232L231 236ZM39 239H41V238H39ZM213 239H214V237H213ZM218 239V238H217ZM239 239V238H238ZM52 240V239H51ZM61 240V239H60ZM103 240V239H102ZM119 240V239H118ZM181 240V239H180ZM249 240L251 241V239L249 238ZM54 241V240H53ZM133 241V240H132ZM217 242H218V240H216ZM220 241V240H219ZM223 241H224V239H223ZM237 241H239V240H237ZM244 241V240H243ZM253 241V240H252ZM44 242H46V241H44ZM62 242V241H61ZM159 242V241H158ZM161 242V241H160ZM228 242V241H227ZM226 241H225V243H227ZM230 242V241H229ZM41 243V242H40ZM56 243H59L58 241L56 242ZM220 243V242H219ZM244 243V242H243ZM251 243V242H250ZM253 243V242H252ZM251 243V244H252ZM46 244H48V243H46ZM133 244V243H132ZM159 244V243H158ZM49 245V244H48ZM57 245V244H56ZM112 245V244H111ZM134 245V244H133ZM221 245H222V242H221ZM254 245H257V244H254ZM17 246V245H16ZM110 246V245H109ZM180 246V245H179ZM190 246V245H189ZM264 246V245H263ZM262 246V247H263ZM38 247V246H37ZM104 247V246H103ZM218 247H220V246H218ZM222 247V246H221ZM224 247V246H223ZM228 247V246H227ZM234 247V246H233ZM256 247V246H255ZM14 249L16 248V247H13ZM178 248V247H177ZM229 248H230V246H229ZM236 248V247H235ZM258 248V247H257ZM261 248V247H260ZM58 249V248H57ZM60 249V248H59ZM228 249V248H227ZM240 249H241V247H240ZM55 250V249H54ZM182 250V249H181ZM212 250V249H211ZM223 251H224V249H222ZM60 251V250H59ZM107 251V250H106ZM216 251V250H215ZM220 251H221V249H220ZM222 251V252H223ZM231 251V249L229 250V252ZM235 251V250H234ZM241 251V250H240ZM18 252V251H17ZM45 252V251H44ZM219 252V251H218ZM231 252H233V251H231ZM243 252V251H242ZM241 252V253H242ZM250 252H251V250H250ZM54 253V252H53ZM108 253V252H107ZM172 253V252H171ZM211 253V252H210ZM234 253V252H233ZM249 253V252H248ZM263 253V252H262ZM17 254V253H16ZM128 254V253H127ZM181 254V253H180ZM220 254V253H219ZM222 254V253H221ZM225 254V253H224ZM224 254H222L223 256H224ZM238 254H240L239 252H238ZM264 254V253H263ZM1 255V254H0ZM3 255H4V253H3ZM117 255H120V254H117ZM170 255V254H169ZM40 256V255H39ZM116 256V255H115ZM128 256V255H127ZM171 256V255H170ZM170 256H169V258H170ZM190 256V255H189ZM193 256V255H192ZM213 256V255H212ZM220 256V255H219ZM225 256H226V254H225ZM231 256V255H230ZM235 256V255H234ZM244 256H245V254H244ZM248 256V255H247ZM246 256V257H247ZM251 255H249L248 257H250ZM232 257V256H231ZM229 258V256H228V258H229V260L230 259H232V258ZM238 257V256H237ZM245 257V260L247 259ZM156 258V257H155ZM214 258V257H213ZM217 258V257H216ZM220 258H222V257H220ZM242 259V257H240L239 256V259ZM251 258V257H250ZM253 258V257H252ZM40 259V258H39ZM185 259V258H184ZM219 259V258H218ZM237 259V258H236ZM215 260V259H214ZM220 260V259H219ZM223 260V259H222ZM234 260V259H233ZM253 260V259H252ZM256 260V259H255ZM71 261H73L71 258H70V262ZM83 261H84V259H83ZM174 261V260H173ZM248 261H251L250 259L249 260H247V262ZM254 261V260H253ZM257 261V260H256ZM25 262V261H24ZM219 262H221V261H219ZM219 262H217V263H219ZM222 262H224V261H222ZM234 262V261H233ZM236 262V261H235ZM244 262V261H243ZM258 262H259V260H258ZM11 263V262H10ZM58 263V262H57ZM68 263V262H67ZM107 263V262H106ZM166 263H167V261H166ZM228 264H229V262H227ZM246 263V262H245ZM251 263V262H250ZM255 263V262H254ZM253 263V264H254ZM260 263H261V261H260ZM35 264V263H34ZM44 264H46V263H44ZM56 264V263H55ZM71 264V263H70ZM110 264V263H109ZM154 264V263H153ZM212 264H213V262H212ZM224 264V263H223ZM249 264V263H248ZM262 264V263H261ZM264 264V263H263Z\"/></svg>", "mask_w": 264, "mask_h": 264}]
</instances>
